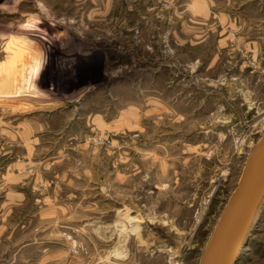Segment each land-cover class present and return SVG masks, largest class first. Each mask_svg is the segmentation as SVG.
<instances>
[{
    "label": "rangeland",
    "instance_id": "374dc122",
    "mask_svg": "<svg viewBox=\"0 0 264 264\" xmlns=\"http://www.w3.org/2000/svg\"><path fill=\"white\" fill-rule=\"evenodd\" d=\"M263 135L264 0H0V264H202Z\"/></svg>",
    "mask_w": 264,
    "mask_h": 264
},
{
    "label": "water",
    "instance_id": "95a60500",
    "mask_svg": "<svg viewBox=\"0 0 264 264\" xmlns=\"http://www.w3.org/2000/svg\"><path fill=\"white\" fill-rule=\"evenodd\" d=\"M263 198L264 135L213 232L202 264H235Z\"/></svg>",
    "mask_w": 264,
    "mask_h": 264
},
{
    "label": "bare ground",
    "instance_id": "6f19581e",
    "mask_svg": "<svg viewBox=\"0 0 264 264\" xmlns=\"http://www.w3.org/2000/svg\"><path fill=\"white\" fill-rule=\"evenodd\" d=\"M254 219H255V218H254ZM253 221H254V220H253ZM253 221H252V222H253ZM123 256H124V255H122V253H120V252H119V253H116V257H117V258H123Z\"/></svg>",
    "mask_w": 264,
    "mask_h": 264
}]
</instances>
